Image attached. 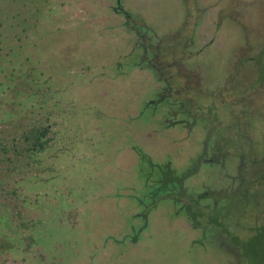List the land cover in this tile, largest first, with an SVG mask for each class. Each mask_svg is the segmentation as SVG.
<instances>
[{
    "label": "rangeland",
    "instance_id": "1",
    "mask_svg": "<svg viewBox=\"0 0 264 264\" xmlns=\"http://www.w3.org/2000/svg\"><path fill=\"white\" fill-rule=\"evenodd\" d=\"M117 2L0 0V61L32 47L45 35L67 31L77 36H66L65 40L74 41L73 51H62L61 62L69 68L58 71L63 76L59 88L67 110L59 121L58 138L34 160L13 157L10 162L0 153V264L224 263L221 251L212 250L213 256L205 257L198 248L189 249L192 234L181 222L184 218L178 216L173 200L160 203L139 244L126 240L130 228L144 224L136 217L140 202L133 193H141L154 170L136 146L157 164L171 163V171L182 174L202 150L205 133L195 131L189 137L165 129L173 120L170 111L153 116L152 106L143 107L139 115L151 97L146 93L155 94L157 86L145 73L126 81L115 76H127L137 53L132 60L127 55L132 44H139L124 18L114 11ZM121 6L168 39L173 35L165 34L179 29L184 12L190 14L180 0H121ZM213 6L211 11L217 15L223 0H214ZM201 28L210 31L207 22ZM263 52L257 53L258 60ZM68 56L72 59L67 60ZM211 73L223 74V66L213 65ZM12 130L11 124H0V140ZM221 137L220 133L217 139L223 144ZM177 139L180 142L175 143ZM236 163L229 165L231 174L240 165ZM140 199L146 200L143 194ZM258 203L264 204V199ZM226 244L227 249L235 248L231 241ZM250 244L254 250L249 253L256 252L250 264H264V240Z\"/></svg>",
    "mask_w": 264,
    "mask_h": 264
},
{
    "label": "flooded vegetation",
    "instance_id": "2",
    "mask_svg": "<svg viewBox=\"0 0 264 264\" xmlns=\"http://www.w3.org/2000/svg\"><path fill=\"white\" fill-rule=\"evenodd\" d=\"M180 1L184 11L185 5H188L190 14L185 11L179 29H171L165 34L173 35L170 39L159 37L154 28L135 19L122 8L121 0H118L117 4L124 13L118 7L114 8V11L124 18V25L128 31L146 32L145 36L141 34V38L135 35L139 44L131 45L127 57L132 60L134 53L141 54H138L137 60L135 58L137 54L135 55L134 61L130 62L132 69L128 71L127 76L121 77L126 81L136 74L145 73L157 86L155 94L146 93L151 97L144 102L139 115L143 113L141 112L143 107L146 106L145 110H148V107L152 106L153 116H157L163 110L170 111L169 117L173 120L171 124L165 125V129H175L189 137L193 136L195 131L205 133L203 136L205 140L201 141L204 146L196 153L195 161L182 174L176 169L173 171L178 179H181L182 189L177 182L178 186L176 185L173 192L160 191L158 185L154 183L157 177H152L153 174L150 172L143 190H140L141 193L137 191L133 193L139 200L141 194L146 198V203L140 205L139 214L136 216L141 218L144 224L138 229L130 228L132 233L129 232L126 240L133 245L139 244L145 231L150 227L152 214L162 202L158 199L167 197L164 202L175 199L173 202L177 208L176 212L179 217L184 218L181 222L192 234L189 249L198 248L199 252H204L205 257H212L213 255H210L212 250L221 251L224 257L223 264H250L255 254L243 251L241 245L244 244L246 237L239 236V250L233 247L227 249L228 239L223 237V226L219 227L218 223L216 227H211V223L206 221L204 226L197 227L187 211L188 207L199 206L205 211L223 209V191L232 190L226 187L234 186L238 189L243 175L248 177L246 170H249L251 164L249 160L242 158L243 148L229 150V144L224 141L221 144L217 138L221 133L223 139V133L227 131L223 130L229 120L230 122L236 120L233 121L235 124L230 126L233 130L239 129L244 125L243 122L248 120V127L257 132H264V54L262 60L256 58L258 52L264 51V0H223V8L217 15H213L211 11L214 0H209V3L207 0ZM206 22L210 25V34H208L210 31L201 28ZM203 29L204 33L201 32ZM213 65L218 68L223 66V74L211 73ZM242 70L250 73L244 75ZM213 74L216 76L215 80H211ZM241 82L247 83L242 87ZM133 120H136L135 117L129 119V122ZM257 134L255 136H258ZM178 142L180 139L175 143ZM134 148L133 146V151ZM139 148L142 147L136 146L135 150L141 155L145 149ZM143 155L141 156L154 169L160 166L172 168L171 163L157 164L146 151ZM234 163L240 165L236 173L231 174L229 165ZM252 163V176L255 177L253 183L258 187L253 192L258 191V196L259 194L264 196V176H259L264 169V161ZM217 175L221 178L214 181ZM170 193L174 195L171 199L168 198ZM217 196H220L219 204L215 200ZM248 240L251 241L253 238Z\"/></svg>",
    "mask_w": 264,
    "mask_h": 264
},
{
    "label": "trees",
    "instance_id": "3",
    "mask_svg": "<svg viewBox=\"0 0 264 264\" xmlns=\"http://www.w3.org/2000/svg\"><path fill=\"white\" fill-rule=\"evenodd\" d=\"M144 33L146 34L145 31L137 30L133 34L141 38L145 36ZM67 35H71L72 38L75 36L67 31L42 36L33 43L32 47L20 51L12 58L8 54L9 60L4 58V61H0V124L13 126V130L0 140V153L4 159L10 162H13V157L19 160L27 158L34 160L47 151L58 138L59 121L67 111L62 103L63 99L59 88L60 79L62 80L63 76L59 75L58 71L69 68L61 61L65 51L66 54H70V50L73 51L70 49V44L74 43L72 39L65 40ZM52 46H54L53 49ZM62 47L64 49L61 50ZM62 51L64 52L62 53ZM60 55L62 56L59 60H53ZM14 58L16 59L14 60ZM67 58V60L72 59L70 56ZM0 59L3 60L1 54ZM116 62L113 65L114 71L117 68ZM115 76L123 79L121 76ZM215 119L218 120L217 117ZM233 121L229 120L225 124L223 132L227 131L223 133V141L229 144V150L242 147V144L246 145V147H242L241 153L243 154L241 156L249 160L248 162L251 164L249 170H246L248 177L243 175L239 185L240 188L242 187L241 190L240 188L235 189L234 186L226 187L232 188V190L223 191V209L205 211L201 206L188 207L187 214L197 227L204 226L206 221L211 223V227H216L219 223V227L223 226V237L231 241L238 250L239 236L246 237L241 246L245 253H249L254 250V246L250 244L252 240L250 241L248 238L264 240V204L259 205L258 203L260 198L264 199V196L262 194L258 196V191L253 192L258 187L254 185L255 177L252 176V162L264 161V132H257L252 127H248V120H245L244 125H241L239 129L236 130L234 127L233 130L230 127L235 124ZM141 154L143 155V153ZM229 155L234 156L233 154ZM3 158L0 159V162ZM159 168L152 171V177H157L154 183L158 185L160 191L173 192L177 182L180 188H183L181 179H178L175 172L170 168L162 166ZM261 171L259 176H264V169ZM173 196L170 193L168 198L171 199ZM166 198L162 197L158 200L164 201ZM215 200L219 204L220 196ZM138 201L141 206L146 203L142 199H138Z\"/></svg>",
    "mask_w": 264,
    "mask_h": 264
}]
</instances>
